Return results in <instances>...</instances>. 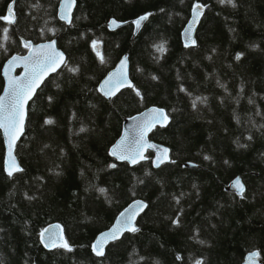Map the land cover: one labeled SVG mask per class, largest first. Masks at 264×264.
Segmentation results:
<instances>
[{
    "label": "trees",
    "instance_id": "16d2710c",
    "mask_svg": "<svg viewBox=\"0 0 264 264\" xmlns=\"http://www.w3.org/2000/svg\"><path fill=\"white\" fill-rule=\"evenodd\" d=\"M61 1L16 0L15 23L0 20V95L3 67L27 53L25 42L58 37L67 54L29 106L16 152L23 171L13 176L0 130V264H242L256 250L264 264V0H77L70 26L59 19ZM10 4L0 0V17ZM197 4L206 12L197 45L186 47ZM142 15L136 36L132 24L108 28ZM126 54L135 87L109 100L99 84ZM196 97L207 99L194 107ZM151 106L171 119L151 134L171 162L155 168L151 153L136 166L118 162L109 151L125 119ZM237 177L243 197L227 189ZM135 200L148 203L138 231L96 256L97 236ZM56 222L71 250L42 245Z\"/></svg>",
    "mask_w": 264,
    "mask_h": 264
},
{
    "label": "snow or ice",
    "instance_id": "6c2138e0",
    "mask_svg": "<svg viewBox=\"0 0 264 264\" xmlns=\"http://www.w3.org/2000/svg\"><path fill=\"white\" fill-rule=\"evenodd\" d=\"M222 3H228L235 6V0H221ZM16 4V0H11V4L8 8V15L0 17V20L7 21L9 23H15V12L13 5ZM75 4V0H65L64 5L61 8V19L66 20L68 23H71V16H70V9ZM38 4H33L32 7H38ZM203 5L197 4L194 8V22L198 19L199 15L202 14ZM68 12L66 15L65 12ZM148 17L147 15L141 16L138 20L135 21L137 27L140 26L141 22L146 20ZM113 25H116V21H112ZM3 39H9L8 36V29L4 28L3 30ZM54 31V30H53ZM186 34L188 35V39L185 41L186 46H193L196 44L195 39L191 38L192 32V25L190 24L189 27L185 30ZM101 42L98 40L92 41V47L98 48V45ZM25 47H31V42H25ZM158 51L165 52L167 49L163 45L157 46ZM101 62H104V57L101 53L98 52ZM240 56H237L239 59ZM25 61L26 69H29L30 74L29 78L26 81L20 80H10L9 82V91L6 93L7 103L5 102V97H0V129H3L4 132L9 137V157L10 162L8 165V175L12 176L16 172H22L23 169L19 166L16 162L15 157L12 155V147L14 144L15 139H18L19 134L22 133L23 129V119H24V110L23 105L27 99H31V96L35 92V88L43 81L44 74L49 70L55 71V66H59L61 64L67 66V62L64 59V54L59 52L55 48V41H52L50 44L39 45L33 48L32 52L29 54L28 57L21 58ZM17 60L16 57H13V61ZM31 62L30 65L28 62ZM126 61L127 57H125L121 61L120 68L115 72L108 76V78L104 81L101 85L100 91L104 92L106 96L112 97L120 90L121 87H135L132 85L131 81L128 80L127 72H126ZM12 63V61H10ZM72 72H77L79 69L77 67L69 68ZM137 95H140L139 90L137 89ZM207 98L204 97H196L193 101V106L195 107V103L199 100L201 103L206 102ZM151 113L153 114L149 119H146L143 123L141 129V138L143 136V131L150 130L152 126L156 123H160L167 120V116L162 109H152ZM54 121L49 119L46 121L47 124H52ZM81 131H84L81 128ZM251 139V137H249ZM123 143V142H122ZM121 149V145H117L116 148H113L112 155L118 156L119 159L122 160H129L132 163H137V157L140 156L138 151L133 152L131 150ZM165 155L167 154V149L164 150ZM143 158V157H140ZM158 160L162 163L163 159L158 157ZM115 167V165H112ZM233 186L237 189L239 194L243 197L245 192V186L240 180V178H236L233 182ZM101 193H105L106 189H99ZM144 207L147 205L144 204L142 201H136V206L129 213L128 216L122 222L123 228L130 230V231H138V229L131 225V221L139 211L143 210ZM124 216V213L121 214ZM176 223H179V218L176 219ZM121 231L120 228H113L110 232L102 233L101 236L96 240L93 244V249L96 251L98 256L104 255V245L109 239H117V233ZM48 232V229H44L41 233V238H44V233ZM51 240L50 244H46L49 247H63L68 250H71V245L66 239L62 237H54L49 236L48 238ZM60 240V243H57V240ZM259 255L257 252H253L249 255V260L254 261L255 258ZM196 264H203V261L197 260Z\"/></svg>",
    "mask_w": 264,
    "mask_h": 264
},
{
    "label": "water",
    "instance_id": "95a60500",
    "mask_svg": "<svg viewBox=\"0 0 264 264\" xmlns=\"http://www.w3.org/2000/svg\"><path fill=\"white\" fill-rule=\"evenodd\" d=\"M64 2H65V0H62L61 3H60V5H59L58 16H59V19L61 21L65 22L68 26H70L72 24V22L71 23H68L66 20L61 19V8L64 5ZM76 6H77V0H75V4L70 9V16H71V20L72 21H73V16H74V13H75ZM13 8H14V5H13ZM205 12H206V7L204 6L203 7V10H202V14L199 15L198 19H196V21L194 22V15H195V13H194V10H193L192 15H191V18H190L187 26L185 27V29H184V31L182 33V40H183L184 45L186 46L185 41L188 39V35L186 34L185 30L191 24L192 25L191 38L192 39H195L196 44L193 45V46H186V47H194V46L197 45V37H196L197 36V30H198V28L200 26V23L202 21V18L204 16ZM65 14L67 15L68 12L66 11ZM139 18L133 19V20L128 21V22H121V21H118L116 19H111L110 22L108 23V28L110 30H112V31H115V30H117L119 28H122L125 25L132 24L134 26V28H135L134 35L136 36V35H138L141 32V30L143 29L145 23L148 20V18H147L146 20L142 21L141 24H140V26L137 27L135 21L138 20ZM113 20L116 21V25H113L112 24V21ZM52 41H55V48H56V50H58L59 52H62L64 54V59L67 62V54L60 47L59 42H58V37H57L55 39H52V40H49V41H45V42H41V43H31V47L29 48L28 52L25 55H14V56H12L5 63V65L3 67V70H2V75H3V78H4L5 86H4L3 92L0 95V97H5V102L6 103H7L6 93L9 91V82H10V80H13V81H15V80L26 81L29 78L30 71H29V69H26L25 61L23 59H21V58L28 57L29 54L32 52L33 48H35V47H37L39 45L50 44ZM98 49H100V46H98ZM13 57H16L17 60L13 61ZM125 57H127V61H126V65L127 66H126V69H125L126 72H127V77H128V80L131 81L132 85H134V83H133V81L131 79V62H130V58H129V55L126 54V55H124L120 59V61L116 65V67L113 70H111L106 75V77L101 81V83L99 84V91H100L101 85L108 78V76L110 74H112V73H115L120 68L121 61ZM10 61H12V63H10ZM28 63L30 65L31 62L29 61ZM63 67H64V65L61 64L59 66H55V71L49 69L44 74L43 81L41 83H39V85L35 88V92L31 96V99H27L26 102L23 105L24 119H23V129H22V133L19 134L18 139H15L14 144H13V147H12V155L15 157L16 162L19 164V166L22 169H23V167L21 166V163H20V161H19V159L17 157L16 152H17L18 144H19V142L21 141V139L23 138V136L25 135V132H26L27 121H28V116H29V106H30L31 102L36 98L39 90L44 85V83L52 75H54L57 72H59ZM18 70H20V73L19 74H17V71ZM127 88H132V87H121L120 90L118 92H116V94L114 96H112V97L106 96L104 94V92H102V91H100V93L102 95H104L107 99L112 100L121 91H123L124 89H127ZM152 109H162L164 111V113L166 114V116H167V120L166 121H163V122H160V123H156L154 126H152L150 128V130L143 131V136L141 138V129H142L143 123H144V121L146 119H149L153 115L151 113V110ZM170 122H171V119L169 117V114H168L167 110L164 109V108L158 107V106H151V107L143 110L140 113H137V114H135V115H133L131 117L126 118L125 121H124V123H123L122 133H121L120 137L118 138V140L110 148V151H109L110 152V155L114 159H116L118 162H120V163H125L126 162L130 166H136V165H138V164H140L142 162H145V161L150 160V158L148 156L149 153H152L154 155L153 158H152V163H153V166L155 168H159L163 164L171 162V160H172V158H171V149L169 147L163 145V144H160L158 142H155V141L151 140V134L155 131L156 128H158V127L165 128V127H167L170 124ZM0 130L2 131V134H3V137H4V142H5V149H6V154H5V170H6V173L8 174V165H9V162H10V157H9V137L4 132L3 129H0ZM117 145H121V149H118V151L119 150H122V149L131 150L133 152L138 151L140 153V156L137 157L138 162L137 163H132L129 160H126V159L125 160H122V159H119L118 156L112 155V150H113V148H116ZM165 149H167V154L166 155L164 153V150ZM140 157H143V158H140ZM158 157L161 158V159H163V162L162 163L158 160ZM187 166L193 167L194 165L188 164ZM237 178H240V180L242 181V183L245 186V191H246V185H245L243 179L241 177H237ZM235 180L236 179H234L227 186V189L229 191H233L236 194L240 195L239 192L237 191V189L233 186V182ZM136 201H142V202H144L145 205H147V207H144L143 210L139 211L138 214H136L134 216V218L132 219V221H131V225L130 226H134V227L138 228L139 218L141 217V215L148 208V203L145 200H135V201H133L131 204H129L117 216V218L115 219L113 225L109 229H107V230H105V231L102 232V233L110 232L113 228H120L121 229V231H119L117 233V237H118L117 239H114V240L113 239H109L105 243V245H104V255L106 253V250H107L108 246L111 243L116 242L118 240H121L126 233L134 232V231H130V230L124 229L122 223H118V222H122L125 219V217L128 216L129 213L132 212V210L136 206ZM122 213H124V216L121 215ZM45 229H48V232L44 233V238L43 239L41 238V234H40V241H41L42 245L47 250H55L56 248H58V247H49V246H46V244H50L51 243V240L48 239L49 236L62 237L63 239H66L68 241L67 235H66V231H65V227L61 223L56 222V223L50 224ZM102 233H100L97 236L96 240L101 236ZM96 240L94 241V243L96 242ZM60 242L61 241L58 239L57 240V243H60ZM92 250H93L94 254L96 256H98L96 254V251L93 249V245H92ZM254 252H257V253L260 254V252L258 250L254 251ZM251 253H253V252H250V253L247 254V256H246V258H245V260H244V262L242 264H263V261L259 258V255L255 258L254 261H250L249 260V255ZM103 256H99V257H103Z\"/></svg>",
    "mask_w": 264,
    "mask_h": 264
},
{
    "label": "bare ground",
    "instance_id": "6f19581e",
    "mask_svg": "<svg viewBox=\"0 0 264 264\" xmlns=\"http://www.w3.org/2000/svg\"><path fill=\"white\" fill-rule=\"evenodd\" d=\"M143 16V15H142Z\"/></svg>",
    "mask_w": 264,
    "mask_h": 264
}]
</instances>
